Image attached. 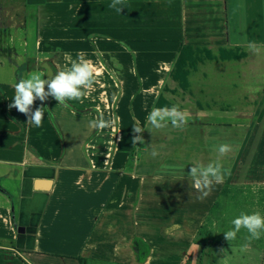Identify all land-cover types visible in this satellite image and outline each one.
<instances>
[{"label":"crops","instance_id":"crops-1","mask_svg":"<svg viewBox=\"0 0 264 264\" xmlns=\"http://www.w3.org/2000/svg\"><path fill=\"white\" fill-rule=\"evenodd\" d=\"M22 2L25 69L0 81V250L17 251L23 264H184L204 224L215 230L232 191L264 189V88L244 94L243 113L227 122L214 117L240 108L228 104L235 91L208 87L200 70L248 59L250 48L264 57V0H233L234 33L228 0H123L121 12L112 0ZM182 43L247 56L200 63L183 91L169 77ZM81 51L101 73L85 97L67 106L36 100L40 127L9 109L15 83L69 68ZM161 93L188 122L147 133ZM99 117H118L115 130L92 128ZM137 122L143 157L131 164ZM103 136L113 138L111 147L97 148ZM225 143L232 151L220 157ZM218 157L223 182L198 199L188 173Z\"/></svg>","mask_w":264,"mask_h":264},{"label":"rangeland","instance_id":"rangeland-1","mask_svg":"<svg viewBox=\"0 0 264 264\" xmlns=\"http://www.w3.org/2000/svg\"><path fill=\"white\" fill-rule=\"evenodd\" d=\"M22 1H0L2 4L0 6V81L16 80L15 71L25 69L23 60H21L23 56L21 49L24 46L23 39L25 37L22 31H20L23 21L21 12L23 8ZM228 1L230 7V32L234 33L238 30V27H236L237 20L231 12L233 0ZM262 50L264 51V49ZM246 51L248 52V59H244L243 61L227 63L226 66L225 63L218 62L219 66H214V63H211L209 66L204 65L200 68L206 74L208 87L217 86L219 88L220 86H224L231 91L233 90V92L235 91L230 94L232 100L228 104L240 107L238 109L232 108L223 111L214 118L223 117L221 119L227 122L230 121L236 111H242L243 113L244 94L251 92L253 96H258L261 89L264 88V57H259L258 51L254 48L246 49ZM1 63H3V66ZM240 96H242V99H240ZM205 111L207 113H214V110L207 109ZM150 131H152V126L148 127L147 133ZM142 138L144 140V133ZM98 144L97 148L111 147L113 138L111 136H103ZM143 145L144 143H139L136 151H134L136 156H133L131 164H133L136 158L137 163L138 158L141 159L143 157ZM230 196L231 200L221 208L220 216L216 217L217 213L214 214L216 226L215 230L214 228L212 230L214 232L220 231L222 234L214 236L213 231H209V224L206 222L201 230L202 232L195 241L196 247L187 254L184 264H264V233L261 234L258 240H249V234L246 229H241L237 233L236 239L232 241H227L225 235H223L224 232L233 227L231 220L239 216L241 212L251 214L258 211L264 215V189L256 191L250 189L232 191V195L230 194ZM231 201L232 203H230ZM221 245H225L228 250ZM245 245H247L246 249L244 248ZM222 249L224 251H221ZM0 264L23 263L20 256L15 254V250H0Z\"/></svg>","mask_w":264,"mask_h":264},{"label":"clouds","instance_id":"clouds-1","mask_svg":"<svg viewBox=\"0 0 264 264\" xmlns=\"http://www.w3.org/2000/svg\"><path fill=\"white\" fill-rule=\"evenodd\" d=\"M122 2L123 0H112L109 7L121 12L123 7L118 6L122 5ZM100 74L99 68L91 60L86 59V54L83 51L78 52L77 59L71 61L69 68L58 70L55 74H52L51 70L34 72L28 78H22L15 83V95L12 103L9 104V109L15 108L28 117L27 123L40 127L44 117V107H37L33 111L36 100L44 102L49 97H53L59 104L67 106L66 101L81 100L85 97L87 91L93 88ZM118 120V117L110 120L99 117L89 123L94 129L102 130L112 127L115 130ZM147 121L155 129H163L169 122L174 128L180 129L188 122L187 114L177 106L153 108L147 116ZM132 131L136 134L132 138V143L143 144L144 140L138 134L142 133L144 129L138 122L132 127ZM217 150L220 157H223L232 151V146L227 143L221 144ZM157 154L155 151L152 153L153 156ZM218 161L219 157L215 163L207 165L198 163L191 167L188 175L193 181V187L201 194L198 199H204L210 194L213 182H223L222 165ZM231 224L233 227L224 232L227 241L235 240L241 229L247 230L249 240H258L264 233V215L258 211L251 214L241 212L239 216L231 220ZM244 248L246 249L247 245Z\"/></svg>","mask_w":264,"mask_h":264},{"label":"trees","instance_id":"trees-1","mask_svg":"<svg viewBox=\"0 0 264 264\" xmlns=\"http://www.w3.org/2000/svg\"><path fill=\"white\" fill-rule=\"evenodd\" d=\"M247 56V52L241 48L227 49L222 48L219 56H215L211 49L206 46H195L182 43L178 51L177 57L173 63V67L169 73V77L178 84L183 91H188L190 82L189 74L191 70L196 69L200 63L206 60L213 59H242ZM157 108L173 107V104L168 101L161 93L157 99ZM52 164V162L45 161Z\"/></svg>","mask_w":264,"mask_h":264},{"label":"water","instance_id":"water-1","mask_svg":"<svg viewBox=\"0 0 264 264\" xmlns=\"http://www.w3.org/2000/svg\"><path fill=\"white\" fill-rule=\"evenodd\" d=\"M35 188L38 189V190L41 189V188H43V187L41 186V180H37V181H36ZM44 189L47 190V188H44ZM23 231H24V229H23L22 227H20V228H19V232H23Z\"/></svg>","mask_w":264,"mask_h":264},{"label":"built area","instance_id":"built-area-1","mask_svg":"<svg viewBox=\"0 0 264 264\" xmlns=\"http://www.w3.org/2000/svg\"><path fill=\"white\" fill-rule=\"evenodd\" d=\"M15 254H18V252L17 251H15ZM19 255V254H18ZM20 256V255H19ZM21 258V257H20ZM21 260H23L22 258H21Z\"/></svg>","mask_w":264,"mask_h":264}]
</instances>
